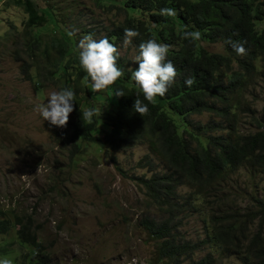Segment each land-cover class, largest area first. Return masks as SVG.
Wrapping results in <instances>:
<instances>
[{
    "label": "trees",
    "instance_id": "obj_1",
    "mask_svg": "<svg viewBox=\"0 0 264 264\" xmlns=\"http://www.w3.org/2000/svg\"><path fill=\"white\" fill-rule=\"evenodd\" d=\"M92 1L110 23L97 24L94 11L77 0H65L59 7L58 0L7 3L22 9L25 15L21 50L15 54L24 78L31 82L36 79L41 92L47 84L58 91L70 88L75 92L74 117L65 133L70 159L79 154L82 144L112 154L147 145L162 170L151 166V177L137 180L152 206L166 215L161 220H142L150 236L159 242L158 260L216 264L214 253H218L237 257L241 264H264V199H255L258 209L245 213L230 211L221 201L215 210L208 200L243 167L264 174V108L258 116L239 101L251 80L264 75V0ZM80 5L83 10L75 12ZM163 8L174 9L176 15L162 16ZM125 28L140 32L127 47L135 56L139 44L151 38L170 46L167 60L174 64L177 76L165 96L157 97L155 103L144 99L132 79L139 65L127 54L120 53L117 61L124 76L105 91L92 90L79 64L78 43L84 35L92 34L96 40L107 37L121 51ZM186 30H198L200 40H184L182 33ZM229 40L246 41V54L238 55ZM201 42L222 43L224 53H211ZM187 77L194 78L191 87L185 84ZM117 90H123L125 96H115ZM138 93L149 109L143 117L134 110ZM89 108L97 114L91 121H83L81 112ZM242 112L249 115L250 129L245 132L239 131ZM205 114L210 115L206 123L191 120ZM184 187L191 192L181 195L179 190ZM204 204L203 211L200 206ZM191 212L204 215L206 237L198 242L180 238L178 232L181 214ZM16 227L14 239L10 235ZM38 231L32 216L15 215L13 221L0 209V258L10 264H52ZM205 246L211 251L195 260Z\"/></svg>",
    "mask_w": 264,
    "mask_h": 264
},
{
    "label": "rangeland",
    "instance_id": "obj_2",
    "mask_svg": "<svg viewBox=\"0 0 264 264\" xmlns=\"http://www.w3.org/2000/svg\"><path fill=\"white\" fill-rule=\"evenodd\" d=\"M8 1L0 0V209L13 221L15 215L33 217L52 264H171L158 260L159 242L142 225L144 218L161 220L166 215L152 206L137 180L151 177V166L161 171L160 161L147 145L112 154L82 144L79 154L70 159L65 133L73 112L67 126L59 128L34 111L37 103L48 101L49 92L58 90L47 84L41 92L36 79L31 82L21 74L15 54L21 50L25 15L22 9L7 5ZM63 1L58 0V7ZM77 1L94 11L97 24L110 23L92 0ZM83 8L80 5L75 12ZM201 44L211 53H224L222 43ZM120 53L132 61L135 57L128 48ZM240 95L241 106H250L259 116L264 108V75L254 77ZM240 115L239 131H248L249 115ZM209 119L208 114L191 117L202 123ZM190 192L186 187L179 190L181 195ZM255 199H264V174L249 166L230 175L220 190L208 196L214 209L221 201L240 213L256 211ZM200 207L206 209L205 204ZM202 212L181 214L180 238L205 239ZM17 229L10 235L14 239ZM210 251L203 247L195 260ZM214 257L216 264H241L234 256L214 253Z\"/></svg>",
    "mask_w": 264,
    "mask_h": 264
},
{
    "label": "clouds",
    "instance_id": "obj_3",
    "mask_svg": "<svg viewBox=\"0 0 264 264\" xmlns=\"http://www.w3.org/2000/svg\"><path fill=\"white\" fill-rule=\"evenodd\" d=\"M160 14L166 17H174L176 12L172 8H163ZM140 32L131 28L124 29L123 46L127 48L133 42V38L139 37ZM182 38L191 43L200 40L201 33L196 31H184ZM238 55H245V42L227 41ZM170 46L158 43L155 38L148 39L139 44V54L133 58L139 68L132 72V79L143 93L148 103H155L157 97H163L177 76L174 64L167 60ZM78 59L83 71L90 79L94 92L105 91L117 84L124 76V72L117 66L120 50L107 37L99 40L93 38L92 34L84 35L78 43ZM194 78L187 77L185 84L191 87ZM115 96L123 97L125 92L117 90ZM134 102V110L142 117L149 109L148 105L139 98V93ZM75 92L70 88H62L59 91H51L46 103H37L34 111L39 113L45 121L51 125L65 128L69 122L70 114L74 111ZM81 111V109H80ZM83 121H91L97 114L94 108L84 110ZM0 264H10L7 259L0 260Z\"/></svg>",
    "mask_w": 264,
    "mask_h": 264
}]
</instances>
